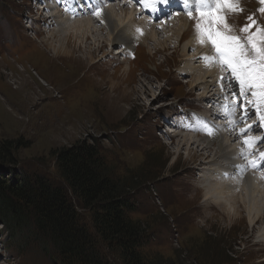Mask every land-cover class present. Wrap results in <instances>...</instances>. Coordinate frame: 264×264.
I'll return each instance as SVG.
<instances>
[{
  "label": "rangeland",
  "instance_id": "374dc122",
  "mask_svg": "<svg viewBox=\"0 0 264 264\" xmlns=\"http://www.w3.org/2000/svg\"><path fill=\"white\" fill-rule=\"evenodd\" d=\"M32 1L0 0V144L20 142V146L15 145L18 148L12 150L10 167L31 178L43 176L52 186L62 187L51 154L80 142L96 144L117 176L142 183L133 193L135 207L130 218L141 223L148 234L141 250L145 258L159 255L182 264H264V221L253 228L247 218L249 213L250 216L255 214V208L249 212L238 207L239 215L232 218L223 214V207L220 209L221 206L211 200L218 195L204 198L203 192L215 184L213 172L199 181L196 173H200L201 166L218 162L214 160L215 147L210 145L203 152V143L195 145L192 141L190 149L196 157L190 162L189 148L184 144L175 146L182 136L188 135L178 127L175 129L180 132L173 130L177 137L168 138L169 126L164 121L170 122L168 118L175 119L180 114L184 116L181 106L198 105L190 104L195 99L201 101L208 97L214 100L220 92L207 75L196 84V75L193 77L183 69V59L189 60L195 52L192 47L183 49V45L195 44L196 38L186 33L187 36L179 41L175 29L183 31V24L189 25L188 20L178 17L174 27L172 24L155 27L159 31L155 39L160 43L167 40L162 32L170 34L173 31L171 45L165 44L163 49L143 43L136 44L127 53L118 44L105 46L103 50L111 58L98 62L103 51L95 49L93 64L86 63L79 69L71 64L69 73V64L62 72L57 71L58 61L53 63L56 71L49 64L52 53L46 52L43 40L50 37L53 22L49 21L47 28L39 22L27 29L24 20L28 10L35 19L41 20L32 9ZM42 7L44 10L43 4ZM250 15L247 12L237 16V30ZM97 26L102 28L103 37L106 30L99 23ZM142 37L144 39L145 35ZM69 46L74 49L71 50L73 57L81 56L84 46L79 51L71 44ZM48 67L53 70L52 75ZM50 76H55L56 80L52 81ZM22 79L31 83L24 93L15 90ZM43 81L49 87L40 84ZM208 85L209 91L202 95V88ZM176 105L181 108V113ZM173 109L177 113H170ZM186 116L189 117L188 112ZM250 118L248 124L257 117L251 114ZM252 132L256 137L264 135L260 128ZM234 142L241 143L240 140ZM260 144L259 149L264 151V141ZM241 147L243 149V145ZM202 154L206 159L200 157ZM250 158L244 157V163ZM204 169L209 172L213 167ZM228 173L230 181L237 184L235 172ZM229 179L224 181L227 187ZM242 185H235L229 196L240 198L249 205L253 190ZM260 211L264 215V203ZM77 212L81 222L87 225L85 211L77 209ZM6 235L0 226V264H51L31 246L18 254L6 243ZM101 251L109 264H119L110 252H105V247Z\"/></svg>",
  "mask_w": 264,
  "mask_h": 264
},
{
  "label": "trees",
  "instance_id": "16d2710c",
  "mask_svg": "<svg viewBox=\"0 0 264 264\" xmlns=\"http://www.w3.org/2000/svg\"><path fill=\"white\" fill-rule=\"evenodd\" d=\"M19 144H0V226L18 254L31 246L51 264H109L105 247L119 264H182L144 257L148 234L130 218L142 183L117 176L96 144L80 142L51 154L62 187L14 171L11 153ZM77 209L88 215L89 227Z\"/></svg>",
  "mask_w": 264,
  "mask_h": 264
},
{
  "label": "bare ground",
  "instance_id": "6f19581e",
  "mask_svg": "<svg viewBox=\"0 0 264 264\" xmlns=\"http://www.w3.org/2000/svg\"><path fill=\"white\" fill-rule=\"evenodd\" d=\"M50 13H53V11H50ZM50 17H52V21H54V17L59 19V15L57 13L50 14L48 19ZM133 17L135 18L134 20H133ZM138 19L139 18H137V15L135 14L132 7H129L128 4L125 2H122V0L121 1L117 0V1L113 2L112 4H109L104 10H102V14L100 17L93 15V16H88L82 20L78 19V20H73L71 22L68 21L67 23L64 22L66 19L59 20L58 22H54V24H56L55 29H51L52 31H50L51 32L50 37L46 38V40H43V44L45 45L46 52L50 51L52 53V55H51L52 57L50 58L51 60H49V64H51V68L54 71H56L57 67L53 63L58 61L59 62V65H58L59 69L57 71L62 72V70L66 67V64H69L68 69H69V73H71V64H75L76 68H78V69L86 63H90V64L92 63L93 64L94 63L93 54L95 53L96 50H99V49H101V51H103L102 54L100 55V58L98 59V62H101L102 59L110 57L109 53H106L103 50L105 46H113V45L118 44V46L121 45V47L124 48V50H128V49H132L136 44H140L138 42L141 41L140 45H142L144 43V45L147 46V44L150 43L152 45L154 44V46H156V47L158 46V47H161L163 49L165 44L168 45V44H170V42H172L171 41L172 40L171 35H172L173 31H172V33L170 31V34H165V32H162V35L164 34V38H166L167 40H165V43H163V41H161V43H160V42H156V39H155L156 34H158L159 31L155 30V28L150 27L151 30L149 31V33L142 30L143 34L141 35L139 32H135L133 27H128L127 25H125L130 21L133 26H136V28L139 29L142 26H141L140 22L138 21ZM98 23L100 24V27L103 26V28L106 30V33L104 34L103 37H101L102 32H103L102 28H98V26H97ZM171 24H172V27L177 25L175 20L172 21ZM183 25H184L183 31H181V30L179 31L178 29H175V32L178 31V32H176V34L178 36L177 38H179L178 39L179 41H182L185 38V36H187L186 35V31L188 29L187 22H185ZM159 26L160 25H158L156 27H159ZM169 28H171V27H169ZM172 30H173V28H172ZM144 35H145V37L143 39L142 36H144ZM158 37H160V36L158 35ZM188 39H190V38H188ZM87 41L89 42L88 44H87ZM69 44H71L73 47H76V49L78 48V51L81 49L82 46H84L82 51H81V56L73 57L71 50H74V49H71V46H69ZM179 45L180 44L178 43V47H179ZM92 46H93V48H92ZM178 47H176V48H178ZM189 47H192L193 49H195V52L191 56V58L188 57L189 60L183 59V60H185L183 69L187 70L188 74L193 76V77L196 75V78H195L197 80L195 82L196 84H199L198 80H200V81L204 80V75H207L208 78L212 79V81L215 84H219L221 86L222 90L226 91V93L231 96V92L235 91L238 87L235 84V82H233L231 89H229L226 84L222 85L221 77L226 76V75L221 72V70H223V68L220 66V64L213 63L211 60L205 61L204 59H201L202 57H205V56L210 58V53L209 54L207 53V46L205 44H200L198 42V40H196V43L193 45L192 44H188V46H187V44L183 45V49L184 48L189 49ZM86 49H87V52L85 51ZM189 62H193V63H189ZM195 63H199V64H201V66L198 69H194L192 67V65ZM209 65H212V66L216 65L218 67H211ZM129 67H131V66H129ZM216 68H220L221 70H218ZM47 69L50 70V72H51L50 75H52L53 70H51L50 67H48ZM200 70H202L203 72ZM24 72L25 71H23V73ZM35 76L37 78L38 74L36 73ZM58 76H60V75L58 74ZM50 77H51L52 81L56 80L55 76L54 77L50 76ZM58 80H57V82H58ZM21 81H23V82H21L20 86L18 88H15V90L22 92V93L27 92L26 88L30 87L31 83H29L26 80L24 81L23 79ZM43 83L41 82L40 84H42L45 87H49L48 83L46 84V82H44V81H43ZM209 86L210 85H208L206 88L201 87L204 91V94H202V95H205V93L207 91H209ZM72 90H74V89H72ZM45 93H47V92H45ZM77 95H79V94H77ZM17 100H18V98H17ZM47 108H49V107H47ZM49 109H51V108H49ZM251 114H252V112L249 110V116ZM256 123H257V118L252 124H256ZM232 128H234V126L232 124L231 125L228 124L223 133L220 132L219 136H217V137L214 136L212 139H210L211 142H205L204 139L195 140V139H192V137L190 138L188 136H182L183 139H181V141L180 140L177 141L175 143V146H180V145L184 144L183 146H186L189 148L187 150H190V151L187 153V155H188V159L190 162L194 161L195 157H196L195 153H193L192 149H190L192 141H194L195 145H196V143L202 142L203 143L202 145H204V147L201 149V151H203V152L207 151L210 148L209 147L210 145L215 147V149H216L215 150L216 153L214 154V158H215L214 160L215 161L226 159L228 162H231V166H233L238 172H240V175L243 176L245 179L242 182V184H243L242 186L244 188L246 187V189H248V190H249V188L253 190L254 194L251 197L252 203L249 205L247 203L244 204V201L241 200L240 198L235 199V198L229 196V195H232V193H229V191L232 190L234 186L232 188H228L226 185H223V184H222V186L214 184V187H212L213 185L211 187H209L207 190H205V192H203L204 198L207 197L208 199H210L211 197L214 196V194L218 195L217 197H215V199L212 198L211 200H214V203H216V206H221V207H219L220 209L223 207L222 208L223 212H224L223 214L230 215V217H232V218L239 215L238 207L243 208L244 211L248 209L249 212L251 211V208L254 207L255 208V214L253 216H250L251 213H249V215L247 217L249 225H251V227L254 228V226L256 224L264 221V215H263V213H261V211H263V209H261V211H260V207H262V204L264 203V191L259 188L258 184L253 181L254 179L250 175H248L246 177V171L245 170L243 172H241L239 170V168L237 167V162L239 160L242 161V166L244 168H246L248 163H244V157L245 156L241 154V151L236 152L233 148L228 147V145L232 144V142H234L236 140H241V137H239L238 133H236V130H234V132L232 134L230 133ZM258 128L259 127H254L253 130L256 131ZM252 133H254V132H252ZM178 143H180V144H178ZM239 145L241 147V143ZM254 154L255 153H253V155ZM200 157L203 158V160L206 159V158H204L205 157L204 154L200 155ZM211 162H213V160H211ZM212 164H214V162ZM228 171L231 172L233 170L229 169ZM213 173H214V171H213ZM255 180L258 181L257 179H255ZM234 189H235V187H234ZM226 201H228V203ZM234 206H237V207L235 208ZM220 212H221V210H220Z\"/></svg>",
  "mask_w": 264,
  "mask_h": 264
},
{
  "label": "snow or ice",
  "instance_id": "6c2138e0",
  "mask_svg": "<svg viewBox=\"0 0 264 264\" xmlns=\"http://www.w3.org/2000/svg\"><path fill=\"white\" fill-rule=\"evenodd\" d=\"M142 2L145 8L156 12L157 5L166 4L168 0ZM194 3L193 9L190 0H183L184 9L190 17L193 10L198 14L194 26L198 42L200 44L207 42L215 53L211 58L205 56L201 59L219 63L228 73L221 77L222 85L226 84L231 89L235 82L238 86L231 92V103L223 105V109L226 115L231 109L232 115L229 119L234 126L237 120L239 124L246 125L238 130L243 145L241 154L247 157L255 153L259 156V162L264 164V151L259 149L260 143L264 141V135L256 137L250 134L254 127L264 130V26L259 25L254 16L250 15L246 18L247 22L240 27L239 34L236 33L235 26L228 23V17L230 14L243 11L239 0H194ZM259 3L262 6L258 11L264 14V0H259ZM91 14L100 17L101 7L95 6ZM137 32L143 34L140 29H137ZM237 107L241 109L238 118L234 115ZM249 108L257 117L256 124L247 123L250 119ZM203 123L206 126V135L214 136V126L206 120ZM248 164L253 169L258 167L255 158L248 160Z\"/></svg>",
  "mask_w": 264,
  "mask_h": 264
}]
</instances>
